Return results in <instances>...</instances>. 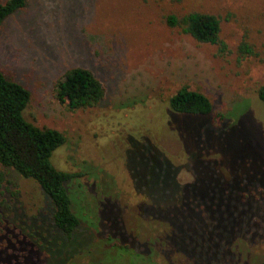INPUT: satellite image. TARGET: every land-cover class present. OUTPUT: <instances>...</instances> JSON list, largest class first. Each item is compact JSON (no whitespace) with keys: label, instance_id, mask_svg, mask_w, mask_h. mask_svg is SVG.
Segmentation results:
<instances>
[{"label":"rangeland","instance_id":"374dc122","mask_svg":"<svg viewBox=\"0 0 264 264\" xmlns=\"http://www.w3.org/2000/svg\"><path fill=\"white\" fill-rule=\"evenodd\" d=\"M191 9L228 15L220 34L225 56L162 21ZM245 34L258 58H237ZM76 67L104 88L93 108L71 111L55 96L56 81ZM0 72L30 92L28 122L65 136L50 162L72 176L68 190L80 218L72 242L62 243L38 185L0 166V264H68L67 255L109 236L146 252L147 239L163 235L168 251L179 249L188 263L227 264L229 246L218 243L225 232L249 249L238 251L245 264H264V105L257 96L264 0H26L0 27ZM183 87L205 95L226 119L212 127L210 117L172 111L168 100ZM132 148L140 158L151 152L152 170ZM212 180L235 193L210 188ZM207 185L205 201L177 191ZM205 242L215 263L200 256ZM88 256L101 263V247Z\"/></svg>","mask_w":264,"mask_h":264},{"label":"trees","instance_id":"16d2710c","mask_svg":"<svg viewBox=\"0 0 264 264\" xmlns=\"http://www.w3.org/2000/svg\"><path fill=\"white\" fill-rule=\"evenodd\" d=\"M25 6L26 0L0 2V27L9 16ZM228 19V15L222 17L196 9L172 11L162 16V21L168 28L190 36L199 44L216 46L217 54L220 56H225L228 53L226 44L220 38L221 24ZM236 53L238 59L259 57V53L248 41L246 34L241 38ZM54 91L57 100L65 103L71 111L93 108L104 98V88L100 81L91 71L82 67L66 71L56 81ZM257 96L264 105V83L257 89ZM30 99L31 94L26 88L7 79L0 72V166L13 170L22 178L32 180L38 185L50 201V217L53 228L61 235L62 243H71L80 224L79 216L73 211L72 198L68 190L69 180L72 181V176L56 170L50 162L52 153L65 144L66 138L57 130L40 128L25 119L23 112L26 110ZM168 104L172 111L179 114L210 117L212 127L217 126L218 123L226 119L222 113L213 109L211 102L205 95L190 90L188 87L178 90L175 95L169 98ZM147 147L149 146L141 148L143 150ZM134 150L132 148V157L140 158L137 150ZM150 156L151 152L147 154L146 159L141 157L139 160L141 166L148 171L153 169L149 164L154 165ZM144 160H147L148 163ZM163 166L165 165L163 164L160 167V169H163L162 171H164V168L170 170L167 166ZM167 172L165 171V174ZM165 174H163V179L166 178ZM5 177V173L0 171V186L5 181ZM151 182L148 184L149 187H151ZM166 184L170 186L168 182ZM210 184V188L228 190L229 195L235 193L232 185L221 188V185L214 183V180ZM174 187L178 186L174 185ZM207 188H209L208 185L204 189L189 191L191 190L190 187L186 189L183 186L178 188L177 191L187 192L192 201L198 202L202 199L205 201L206 197L203 193ZM260 192L262 199H264V189H261ZM208 199L209 201L212 200V196H209ZM205 206L202 205L197 208V215L204 212ZM188 211V209L182 210V212ZM189 221H193V219ZM229 237L228 233L225 232V236L221 237L220 241L218 240L219 244L229 246L231 256L225 259L226 263L245 264L244 262L247 259L243 254L249 249L238 248L242 242L237 241V236L234 238ZM107 238L90 243V247L86 250L83 249L70 254V256L67 255L63 261L66 260L69 262L68 264H79L76 261L77 258H86V261L81 264H99L100 262L93 263L90 261L88 255L93 252L94 248L101 247L103 259L100 260L102 261L100 264H211L194 260L188 263V257L179 251L176 245L175 248L178 251L169 252L165 235L147 239L148 248L146 252H139L131 245L122 244L115 237L109 236ZM62 243L61 245H63ZM211 244L205 242L198 244V247L203 252L200 254L201 258H207V261L211 260L210 262L215 263L214 257L206 256L208 254L206 247L209 248ZM240 250L244 252L242 257L238 256Z\"/></svg>","mask_w":264,"mask_h":264}]
</instances>
